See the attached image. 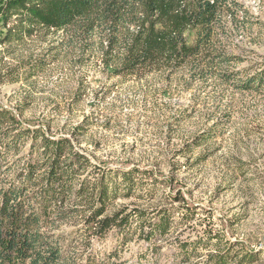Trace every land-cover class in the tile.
<instances>
[{"label": "rangeland", "instance_id": "obj_1", "mask_svg": "<svg viewBox=\"0 0 264 264\" xmlns=\"http://www.w3.org/2000/svg\"><path fill=\"white\" fill-rule=\"evenodd\" d=\"M222 10L203 80L187 73L169 80L159 74L123 80L106 74L96 60L77 62L65 44L49 50L59 32L0 45L1 110L51 138L70 137L96 168L150 170L137 175L133 191L127 196L122 191L110 210L138 209L153 217L168 208L177 220L175 207L195 208L191 222L157 243L155 264H175L177 236L188 240L210 233L221 243L242 244L235 249L258 253L248 264H264V0H224ZM186 32L192 40L193 31ZM203 131L210 139L196 146ZM28 144L11 160L21 162ZM176 191L180 201L173 197ZM81 221L77 215L56 221L55 232L68 241L80 238L74 230ZM136 226L134 220L123 246L116 229L94 237L93 251L117 248L125 264H145L150 244L138 237ZM215 248L199 249L198 258L183 264H201Z\"/></svg>", "mask_w": 264, "mask_h": 264}, {"label": "trees", "instance_id": "obj_2", "mask_svg": "<svg viewBox=\"0 0 264 264\" xmlns=\"http://www.w3.org/2000/svg\"><path fill=\"white\" fill-rule=\"evenodd\" d=\"M223 1L0 0V45L24 44L41 33L59 32L60 37L50 39L54 44L49 50L65 44L77 62L96 60L108 75L125 80L159 74L169 80L187 73L203 80L213 62L208 51L215 44ZM188 29L193 31L190 41ZM204 133L197 136L196 146L210 139ZM26 143L23 160H11ZM149 172L139 167L96 168L75 150L70 137L51 138L40 129L23 127L11 111L0 109V264H125L117 248L96 254L93 239L116 229L122 232L119 246H123L131 239L127 229L134 220L138 237L150 244L148 255H143L145 264L157 263V243L191 222L196 210L189 205L175 207L177 220L168 208L153 217L138 209L110 210L122 191L124 196L133 191L137 175ZM72 194L74 200L65 207ZM173 197L183 199L181 191ZM74 215L82 219L83 231L77 227L74 232L81 237L68 241L55 232V222ZM217 237L177 236L173 261H192L200 256L199 249L211 244L216 248L201 264H248L257 259L258 253L244 246L235 249L242 245L238 241L221 243Z\"/></svg>", "mask_w": 264, "mask_h": 264}]
</instances>
